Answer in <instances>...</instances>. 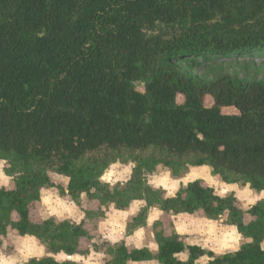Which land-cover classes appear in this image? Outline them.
<instances>
[{"label": "trees", "instance_id": "16d2710c", "mask_svg": "<svg viewBox=\"0 0 264 264\" xmlns=\"http://www.w3.org/2000/svg\"><path fill=\"white\" fill-rule=\"evenodd\" d=\"M236 56L264 59V0H0V161L14 180V189L0 188V236L14 230L45 246L48 256L26 264H82L54 256L82 253L84 223L31 219L50 188L78 206L83 195L120 211L144 203L128 234L158 208L226 217L246 240L218 255L162 229L156 254L108 245L105 264H264V200L242 209L234 194L220 196L203 180L173 197L148 182L161 165L176 177L208 167L225 184L264 191V79L193 74ZM232 108L238 114L224 113ZM101 151L149 156L137 160L129 183L111 188L101 179L107 163L85 165Z\"/></svg>", "mask_w": 264, "mask_h": 264}, {"label": "rangeland", "instance_id": "374dc122", "mask_svg": "<svg viewBox=\"0 0 264 264\" xmlns=\"http://www.w3.org/2000/svg\"><path fill=\"white\" fill-rule=\"evenodd\" d=\"M227 73L231 76L241 79L250 78L264 79V59L262 57L240 56L236 58H220L216 62L202 65L193 71V74L201 78H215L221 73ZM135 87L140 92H145V85L137 82ZM179 102L183 103L184 98L179 97ZM214 100L209 97L206 100L207 107H212ZM225 114H238L234 108L225 109ZM119 155L108 151H101L87 157L89 163H107V170L102 176V181L109 184L111 188L125 185L130 182L133 171L137 165V160L147 158L149 155ZM8 164L0 161V188L14 189V180L5 174V168ZM186 167L182 168L180 173L183 174ZM51 181L55 184L67 187L69 179L57 175L49 174ZM110 177L104 180L103 177ZM194 180H203L204 183L215 189L218 195L223 196L234 194L238 200V205L242 209H248L255 205L259 197L257 193L249 191L248 187L243 184H237L234 188H227L222 183L219 176H214L210 168L200 169L191 167L186 174L174 176L171 169L163 165L159 166L155 173L148 178L149 185L155 189H162L166 197H173L178 190L187 183ZM254 201V203H253ZM145 204L136 202L125 211H117L113 205L104 206L100 202L89 199L83 195L81 205H76L70 197H62L56 189H44L41 193L39 202L34 203L31 208V219L35 224H40L50 218L58 222L70 221L76 224L84 223L89 231V238L82 240L80 244L81 254L68 256L64 253L55 255L58 261H74L82 264H105L108 256L105 254L108 245H115L124 241L129 249L135 247L148 246L154 240L155 231L164 230L170 235L173 232H180L186 238H193L196 242L205 243L215 250L222 248L218 254L233 252L241 245L244 240L225 224L226 217L220 221H206L202 213L190 217H180L176 219L172 215H162L158 213V208L148 213L150 215V225L148 228L135 229L136 233L132 236H126L127 223L138 216ZM55 209V212L53 210ZM87 213H91L90 215ZM123 213V215H121ZM47 217V218H46ZM158 220V222L156 221ZM250 219L247 217V222ZM157 222L156 229L153 230V224ZM134 231V232H135ZM138 231V232H137ZM133 232V233H134ZM230 237H237L236 239ZM228 247H224L225 239ZM97 248V249H96ZM48 256L45 246L35 237L20 236L16 231L10 230L6 236H0V264L5 260H13L15 264H26L31 259H41ZM62 256L63 259H57Z\"/></svg>", "mask_w": 264, "mask_h": 264}, {"label": "crops", "instance_id": "0c3cea01", "mask_svg": "<svg viewBox=\"0 0 264 264\" xmlns=\"http://www.w3.org/2000/svg\"><path fill=\"white\" fill-rule=\"evenodd\" d=\"M200 169H204V168H208V167H199ZM195 181V180H194ZM192 182V181H191ZM223 183V182H222ZM224 185H226V187L227 186H229V187H227V188H234L236 185H228V184H225V183H223ZM248 187V189H249V191H252L253 193L255 192V191H253V190H251L250 188H249V186H247ZM255 193H257V192H255ZM221 196V195H220ZM225 196V195H224ZM256 197H259V200H258V202L259 201H261V200H264V191L263 192H261V193H257V195H256ZM136 203V202H135ZM135 203H133V204H135ZM132 204V205H133ZM131 205V206H132ZM130 206V207H131ZM129 207V208H130ZM144 207V206H143ZM128 208V209H129ZM116 209V208H115ZM156 209V208H155ZM155 209H151L150 211H149V213L151 212V211H153V210H155ZM117 210V209H116ZM127 210V209H126ZM117 211H120V210H117ZM125 211V210H124ZM157 211H159L158 213H160V214H162V215H168V214H165L164 212H162L161 210H157ZM137 215V214H136ZM136 215L134 216V218L136 217ZM172 215V214H171ZM170 215V216H171ZM190 216H193V215H188V214H181V215H172V217H174V218H176V219H179L180 217H190ZM150 215H149V217L147 218V220H146V226L145 227H143V228H148V225H150L149 223H150ZM206 219V218H205ZM157 222H158V220H156ZM206 221H210V220H207L206 219ZM131 222V221H130ZM129 222V223H130ZM157 222H154V224H153V230L155 229V225L157 224ZM213 222V221H212ZM129 223H127V226H126V236H132L133 234H135L136 233V231L134 232V233H131V234H128L127 233V227H128V224ZM235 233H236V235L238 236V237H240L241 239H243L244 240V243H246V240L238 233V231H237V229L236 228H234V227H231V226H229ZM141 230H142V228H141ZM138 232V231H137ZM176 233L179 235V236H181L182 237V239L185 241V243H186V245L187 246H197V247H200V248H202V249H204V250H206V251H211V252H214V253H216V254H218L217 252H216V250L214 249V248H211L209 245H207V244H205V243H200V242H196V240H194L195 242H193V238H187V236H186V238L183 236L184 234H182V233H180V232H177L176 231ZM166 234V233H165ZM167 236H170V235H168V234H166ZM120 243H124L127 247H128V245L126 244V242H124V241H121V242H118V243H116V244H120ZM262 245H264V243L262 244ZM242 246V245H241ZM241 246L239 247V249L241 248ZM129 248V247H128ZM133 249H149L151 252H153L154 254H156L157 252H158V245H157V243H156V240H155V233H154V240L153 241H151L150 242V244L148 245V246H143V247H135V248H133ZM239 249H237V250H235V251H233V252H226V253H222V254H218V255H223V254H227V253H234V252H236V251H238ZM264 249V248H263ZM179 258L181 259V260H183V261H185V260H187L188 259V253L186 252V253H183V254H181V255H179ZM208 262H209V258L208 257H203V258H201L198 262H197V264H208ZM132 264H159L158 262H156V261H150V262H143V263H132Z\"/></svg>", "mask_w": 264, "mask_h": 264}, {"label": "clouds", "instance_id": "9594fccd", "mask_svg": "<svg viewBox=\"0 0 264 264\" xmlns=\"http://www.w3.org/2000/svg\"><path fill=\"white\" fill-rule=\"evenodd\" d=\"M157 23H159V22H157ZM151 34H152V33H149V35H151ZM103 179H104V180H109L110 177L105 176V177H103ZM221 196H223V193H221ZM253 203H254V201H253ZM53 212H55V209L53 210ZM121 215H123V213H121ZM46 218H47V217H46ZM230 238L236 239L237 237H230ZM228 239H229V238H226V239H225L224 247H228V246H229L228 243H227V240H228ZM262 248H264V245H262ZM216 251L219 253V252H222L223 249H222V248H218V249H216ZM57 259H63V257L60 256V257H57ZM3 264H15V262H14L13 260H5V261L3 262Z\"/></svg>", "mask_w": 264, "mask_h": 264}]
</instances>
